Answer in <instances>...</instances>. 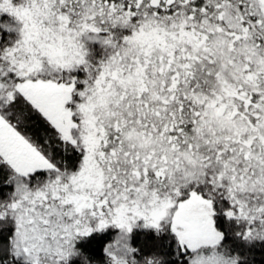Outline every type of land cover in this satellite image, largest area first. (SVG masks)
Here are the masks:
<instances>
[{"label": "snow or ice", "instance_id": "6c2138e0", "mask_svg": "<svg viewBox=\"0 0 264 264\" xmlns=\"http://www.w3.org/2000/svg\"><path fill=\"white\" fill-rule=\"evenodd\" d=\"M0 264H264V0H0Z\"/></svg>", "mask_w": 264, "mask_h": 264}]
</instances>
